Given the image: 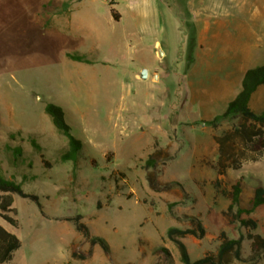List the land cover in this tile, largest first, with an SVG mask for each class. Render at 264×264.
<instances>
[{
  "label": "rangeland",
  "instance_id": "374dc122",
  "mask_svg": "<svg viewBox=\"0 0 264 264\" xmlns=\"http://www.w3.org/2000/svg\"><path fill=\"white\" fill-rule=\"evenodd\" d=\"M117 1L127 15L129 0ZM91 7L108 14L101 0ZM55 8L52 0H0V176L36 194L42 206L14 196L18 226L0 224L21 245L5 264H183L168 227L202 221L203 238H182L192 259L214 252L220 231L245 233L213 187V134L232 122L214 129L209 120L237 93L244 71L264 63V0H151L138 22L126 16L125 37L117 30L114 45L87 54L91 62L66 56L79 37L51 28ZM47 102L62 107L83 144L76 163L60 157L68 141L44 112ZM250 106L264 111V85ZM151 153L154 164L146 167ZM239 177L246 208L264 185V156L228 169L222 185ZM77 214L107 251L66 220ZM249 216L257 221L253 231L264 233V204ZM242 250L252 253L250 240Z\"/></svg>",
  "mask_w": 264,
  "mask_h": 264
},
{
  "label": "trees",
  "instance_id": "16d2710c",
  "mask_svg": "<svg viewBox=\"0 0 264 264\" xmlns=\"http://www.w3.org/2000/svg\"><path fill=\"white\" fill-rule=\"evenodd\" d=\"M110 12L115 20L119 19V13L115 8L116 1L107 0ZM66 56L73 60L87 61L86 54L66 53ZM264 85V63L248 67L241 78L240 88L237 93L227 102L223 111L215 115L209 124L214 129L225 121H231V125L223 129L218 134H213V140L217 145V155L213 164L217 178L213 181V187L217 193L229 200L225 214L231 222H239L245 228V233H240L236 238H230L224 231L219 232L220 243L214 252H207L203 256L192 259L182 238L193 236L201 239L205 236L206 229L202 221L196 217L191 218L189 227L181 228L177 226L168 227L167 237L176 245L180 261L183 264H231L235 261L255 263L259 258H264V233H257L253 230L257 227V221L249 216L258 206L264 204V185H258L249 198V207L243 208L240 205V194L242 191V177H239L229 187L223 186L221 176H224L228 169H239L246 162L260 160L264 156V111H257L251 108L250 100L253 93L259 86ZM44 112L50 117L56 130L66 136L68 146L61 154L63 161L70 160L77 162L78 153L82 149L80 139L73 136L71 126L67 123L65 113L61 106L47 102L44 105ZM20 135V134H17ZM11 139L15 138L14 133H10ZM26 139L33 149L43 159L41 146L37 142L34 134H26ZM16 151L21 149L11 147ZM158 152V151H157ZM156 153V152H155ZM155 153L149 154L146 160V167L154 164ZM45 163V161H43ZM28 198L41 210L42 206L36 194L23 191L19 183L0 176V218L12 227L18 226V210L14 205V196ZM79 214L67 217L66 220L73 222L75 228L84 236L89 238L91 245L98 244L104 251L108 250L107 242L99 236H89L87 226L80 221ZM244 239L250 240L252 253L243 255L242 242ZM21 240L0 224V264L9 262L14 252L20 247ZM73 257L84 258L85 254H71Z\"/></svg>",
  "mask_w": 264,
  "mask_h": 264
},
{
  "label": "crops",
  "instance_id": "0c3cea01",
  "mask_svg": "<svg viewBox=\"0 0 264 264\" xmlns=\"http://www.w3.org/2000/svg\"><path fill=\"white\" fill-rule=\"evenodd\" d=\"M101 1L107 4L108 14L91 7L93 4H97L99 0H52L56 8L51 28L57 30L58 34H74L79 37L80 46L71 51H66V53L86 54L87 56L90 52H102L103 47L116 43L117 30L121 31L120 36H126V26L123 22L127 15L132 21L138 22L142 12L151 9V0H129V13L126 15L118 10L119 2L114 0L117 2L115 8L119 13V19L115 20L111 15L107 0ZM95 20L97 21L96 24L94 23ZM136 29L138 31L137 27ZM127 32V35L131 36L132 29L127 28ZM126 44L129 46L128 43Z\"/></svg>",
  "mask_w": 264,
  "mask_h": 264
},
{
  "label": "water",
  "instance_id": "95a60500",
  "mask_svg": "<svg viewBox=\"0 0 264 264\" xmlns=\"http://www.w3.org/2000/svg\"><path fill=\"white\" fill-rule=\"evenodd\" d=\"M157 52H158V55L161 56L162 55V52L160 51V48L157 47ZM140 77L145 79L147 77V69L146 68H142V70L140 71ZM157 78V74L154 73L153 74V79L155 80Z\"/></svg>",
  "mask_w": 264,
  "mask_h": 264
}]
</instances>
